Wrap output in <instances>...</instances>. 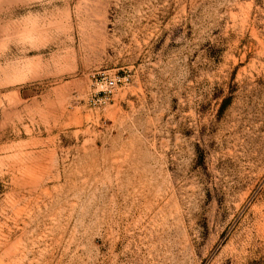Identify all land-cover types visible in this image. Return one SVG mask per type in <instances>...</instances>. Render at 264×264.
<instances>
[{
	"label": "rangeland",
	"instance_id": "1",
	"mask_svg": "<svg viewBox=\"0 0 264 264\" xmlns=\"http://www.w3.org/2000/svg\"><path fill=\"white\" fill-rule=\"evenodd\" d=\"M0 264H264V0H0Z\"/></svg>",
	"mask_w": 264,
	"mask_h": 264
},
{
	"label": "built area",
	"instance_id": "2",
	"mask_svg": "<svg viewBox=\"0 0 264 264\" xmlns=\"http://www.w3.org/2000/svg\"><path fill=\"white\" fill-rule=\"evenodd\" d=\"M124 77L102 75L101 77L94 79V92L92 96L99 101V103L105 104L110 101L114 91L117 87L124 84Z\"/></svg>",
	"mask_w": 264,
	"mask_h": 264
}]
</instances>
